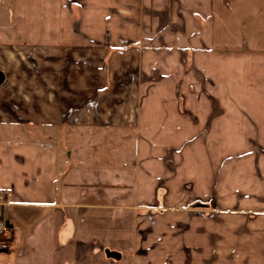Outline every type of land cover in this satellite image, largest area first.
Segmentation results:
<instances>
[{
  "label": "crops",
  "instance_id": "0c3cea01",
  "mask_svg": "<svg viewBox=\"0 0 264 264\" xmlns=\"http://www.w3.org/2000/svg\"><path fill=\"white\" fill-rule=\"evenodd\" d=\"M0 223V264H264V0H0Z\"/></svg>",
  "mask_w": 264,
  "mask_h": 264
},
{
  "label": "rangeland",
  "instance_id": "374dc122",
  "mask_svg": "<svg viewBox=\"0 0 264 264\" xmlns=\"http://www.w3.org/2000/svg\"><path fill=\"white\" fill-rule=\"evenodd\" d=\"M199 46V45H198ZM206 47V46H205ZM172 48V47H171ZM171 48H170V52H171ZM159 49L161 50L162 49V47L160 46L159 47ZM178 49L179 50H177V51H179V52H181V53H184V52H192V53H196L195 52V50H189V48H186L185 46H183L182 48H179L178 47ZM204 49H206V50H204V52H207L208 54L210 53V54H219V48H216V50L215 49H213L212 50V48L211 47H209V48H204ZM164 49H162L161 50V52H164L163 51ZM169 52V53H170ZM217 52V53H216ZM163 55V54H162ZM161 59H162V57H160ZM161 63H163V61L161 60L160 61V64ZM185 63H187V62H185ZM167 63L166 62H164V66H165V68H167V69H169L170 68V66H167L166 65ZM211 65L213 64V67H215V65H216V63H210ZM160 67H162V66H160ZM219 67V66H218ZM212 72H213V74H214V79H212L211 80V77L210 76H208V74H207V76L206 77H202L203 79H204V81H205V85H206V88H207V91H205V96L207 97V99L208 100H218L219 101V69L216 67V68H213L212 70H211ZM216 72H217V75H215L216 74ZM214 80V81H213Z\"/></svg>",
  "mask_w": 264,
  "mask_h": 264
},
{
  "label": "built area",
  "instance_id": "2783aa9c",
  "mask_svg": "<svg viewBox=\"0 0 264 264\" xmlns=\"http://www.w3.org/2000/svg\"><path fill=\"white\" fill-rule=\"evenodd\" d=\"M5 232H7L6 227L4 226V224L0 223V235H3ZM2 250H7L8 247L6 244H2Z\"/></svg>",
  "mask_w": 264,
  "mask_h": 264
}]
</instances>
